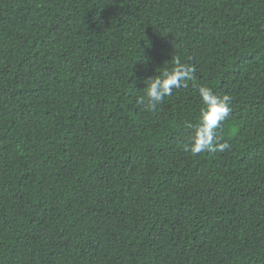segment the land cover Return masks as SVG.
<instances>
[{"label":"trees","instance_id":"trees-1","mask_svg":"<svg viewBox=\"0 0 264 264\" xmlns=\"http://www.w3.org/2000/svg\"><path fill=\"white\" fill-rule=\"evenodd\" d=\"M0 264H264V0H0Z\"/></svg>","mask_w":264,"mask_h":264},{"label":"clouds","instance_id":"clouds-1","mask_svg":"<svg viewBox=\"0 0 264 264\" xmlns=\"http://www.w3.org/2000/svg\"><path fill=\"white\" fill-rule=\"evenodd\" d=\"M194 73V66L182 63L178 57L174 58L173 67L170 70L163 71L159 76L156 75L145 82L146 107L155 111L165 97L173 94L174 89L182 87L186 81L193 80ZM199 94L204 108L201 110L198 126L189 125L192 136L190 143L184 146L185 150L198 155L203 152L229 149L230 145L227 142H219L216 132L230 114L231 97L227 94L218 96L210 88L203 86L199 88Z\"/></svg>","mask_w":264,"mask_h":264}]
</instances>
